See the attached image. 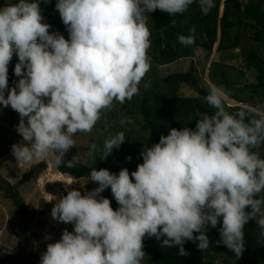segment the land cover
Instances as JSON below:
<instances>
[{
	"label": "clouds",
	"instance_id": "1",
	"mask_svg": "<svg viewBox=\"0 0 264 264\" xmlns=\"http://www.w3.org/2000/svg\"><path fill=\"white\" fill-rule=\"evenodd\" d=\"M194 3L203 15L216 6L215 0H57L68 39L42 22L39 0L0 8V105L20 117L16 131L23 142L12 145L18 166L44 160L57 168L76 167L75 158L65 160L76 135L93 132L114 101L122 105L137 95L150 70L148 14L159 9L183 15ZM178 42L192 45L195 29L179 35ZM14 54L20 79L9 89ZM204 99L214 111L189 117L196 118L194 130L171 128L145 147L143 162L131 174L127 168L118 174L94 168L96 145H91L87 181L98 187L83 194L66 189L56 200L52 219L73 225V231L65 229L48 243L40 264H143L145 236L165 237L163 247L179 246L186 256L187 241H199L201 251L209 248L207 227H217L221 219L217 243L237 258L245 250L249 221L264 241V108L242 104L230 112L226 89L214 83ZM125 140L123 131L110 135L100 159ZM108 188L119 205L115 210L101 195Z\"/></svg>",
	"mask_w": 264,
	"mask_h": 264
},
{
	"label": "trees",
	"instance_id": "2",
	"mask_svg": "<svg viewBox=\"0 0 264 264\" xmlns=\"http://www.w3.org/2000/svg\"><path fill=\"white\" fill-rule=\"evenodd\" d=\"M56 2L57 0H54V4ZM215 5L208 15H203L195 3L183 15L169 16L168 13L159 9L148 14V27L151 31V47L148 50V55L152 67L169 66L188 57L190 49L178 42V36H187L194 28L195 42L190 46L200 48L208 55L213 53L216 45V52L220 54L239 49L240 53L245 56L247 68L253 70L256 75L255 83L246 85L241 92L247 90H252L253 93L258 94L264 92V0H248L245 3L243 0H215ZM245 32L252 33L250 42L254 44L255 50L245 49L246 46L243 41ZM16 63H18V57L13 55L8 66L9 89L15 87L20 79L14 73ZM221 76L223 79L227 77L225 73H222ZM159 83L157 82V86ZM161 83L167 87L165 92L155 88L145 89L142 94L135 95L131 100L126 101L123 106L124 109L129 110L130 114L141 119L142 135L134 136L126 128V125L113 124L110 120L108 123L111 127L106 129L109 135H114L120 131L125 134L126 140L119 149H114L113 153L106 159H100L103 155V145L100 141L104 139V142L106 138L100 137L101 139L99 138L96 142L94 128L93 132L90 133L88 147L84 149L86 154H83L79 159L75 158L76 167L67 168L61 165L59 168L56 167L57 171L76 180L88 178L92 158L87 154L91 145L95 144L94 168L97 170L108 169L114 174H118L121 169L127 168L131 174L132 171L136 170L137 165L143 162L140 153L145 147H151L158 143L160 137L166 136L171 128L189 127L194 130L196 118L189 120V117H195L197 112L211 114L214 111L204 99L207 95V86L198 88L192 71L173 74L166 77ZM222 83L229 88L227 91L234 89L233 84L231 85L228 81ZM182 85L195 87L198 90L197 96L185 97L179 94ZM238 90L240 91V89ZM230 99L238 104V106H229L227 103V110L230 112L237 110L242 104L253 105L238 96H231ZM110 118L116 119L117 113L111 112ZM136 121L139 122V120ZM102 128H106L104 123H102ZM261 155L264 157V147L261 148ZM128 157H131V160H128ZM73 158L65 155V160ZM135 163H137L136 166ZM46 167V164H39L36 170H32L15 185L0 177V192L6 191L4 197L13 201L22 218L24 236L26 235V237L23 236L24 245L29 239L38 238L37 233L29 231V227L35 218L51 214L54 205L43 203L38 209L27 206L22 201L19 189L34 176L42 173ZM103 193L110 200L112 208L117 209L119 205L114 199L111 189L108 188ZM246 210L250 211V209ZM221 226L222 219L217 227L213 228L210 225L207 227L210 246L205 251L199 249V241H187L183 245L188 253L186 256L179 254V246L163 247L162 240L165 237L157 240L155 237L145 236L143 251L146 256L143 264H216L221 255L236 259L241 264H264V241H260L259 228L254 221H249L244 226L245 250L239 258L225 245L217 243L220 240L219 229ZM194 235H199V233H194ZM5 260L11 264L28 263L23 254L6 255Z\"/></svg>",
	"mask_w": 264,
	"mask_h": 264
},
{
	"label": "rangeland",
	"instance_id": "3",
	"mask_svg": "<svg viewBox=\"0 0 264 264\" xmlns=\"http://www.w3.org/2000/svg\"><path fill=\"white\" fill-rule=\"evenodd\" d=\"M248 0H243L247 2ZM18 0H0V8L7 3H17ZM41 14L44 17L42 22L51 25L50 32H59L65 38H68V31L63 24L59 13L55 10L54 0H39ZM54 9V10H53ZM252 33H244V45L246 50H255L254 44L250 42ZM190 49L188 57L178 60L176 63L169 66L150 67L149 72L145 75L139 85V93L142 94L145 89H158L163 92L167 90L161 82L168 76L177 73H185L192 71L198 83V88H202L211 83L222 85L229 89L222 82L228 81L233 84V88L227 91L229 106H236V103L230 99L231 96H238L242 100L249 101L255 106L264 108V92L253 93L252 90L241 92L246 85L255 83V73L247 68L245 56L240 51H231L226 53H217L216 48L211 55H208L200 48L187 46ZM14 56H16L14 54ZM225 73L227 77L223 79L221 76ZM157 82H160L157 86ZM237 89V90H236ZM240 89V91L238 90ZM239 91V92H238ZM198 90L193 86H181L179 94L185 97L197 96ZM137 94V95H138ZM7 95V93H5ZM124 104L114 102L110 110L102 112L101 119L95 126V140L100 137L106 139L110 136L106 129L111 127L108 123L110 120L114 124L120 125L121 119L128 118L132 122L126 125V128L133 133L134 136L142 135L141 119L138 116L129 113V110L124 109ZM117 113L116 119L110 118V113ZM136 120H139L136 121ZM20 122L19 114L11 109V107H3L0 105V177L10 184H18V182L32 170H36L39 164H46V169L38 176H34L28 183L23 185L19 190L22 201L27 206L40 208L43 203L55 204L56 200L67 195L66 189H77L82 192L91 191L98 187L95 182L87 181L88 178L76 180L70 176L60 174L56 167L50 162L44 160L33 161L31 164L18 166L15 157L12 155V145L22 143L23 138L18 134L16 128ZM25 122H27L25 120ZM138 122V123H137ZM102 123L106 128H102ZM90 134H77L76 146H73L66 155L79 159L84 153V149L88 147ZM101 139V138H100ZM102 139L100 142L104 145ZM88 155V154H87ZM101 164V163H100ZM137 163L134 165L136 166ZM115 166V165H114ZM5 190L0 192V264H11L5 260L6 255L23 254L27 264H40L42 253L46 251L48 243L58 241L65 229L73 231V225L57 222L52 219L51 214L37 216L29 227L30 232L37 233L38 238H31L24 245V227L19 211L14 206L11 199H6ZM101 195L105 197L102 192ZM46 235H50L51 239H45ZM24 236V237H23ZM23 262V261H21ZM25 263V262H24ZM23 263V264H24ZM145 263V260L143 261ZM216 264H241L233 258L220 256Z\"/></svg>",
	"mask_w": 264,
	"mask_h": 264
},
{
	"label": "water",
	"instance_id": "4",
	"mask_svg": "<svg viewBox=\"0 0 264 264\" xmlns=\"http://www.w3.org/2000/svg\"><path fill=\"white\" fill-rule=\"evenodd\" d=\"M237 51H239V49H237Z\"/></svg>",
	"mask_w": 264,
	"mask_h": 264
}]
</instances>
